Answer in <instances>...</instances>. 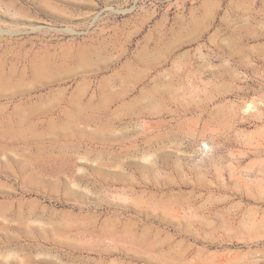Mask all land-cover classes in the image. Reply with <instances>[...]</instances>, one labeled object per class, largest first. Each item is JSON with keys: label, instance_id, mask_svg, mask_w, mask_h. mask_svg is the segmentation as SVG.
<instances>
[{"label": "rangeland", "instance_id": "rangeland-1", "mask_svg": "<svg viewBox=\"0 0 264 264\" xmlns=\"http://www.w3.org/2000/svg\"><path fill=\"white\" fill-rule=\"evenodd\" d=\"M0 264H264V0H0Z\"/></svg>", "mask_w": 264, "mask_h": 264}]
</instances>
